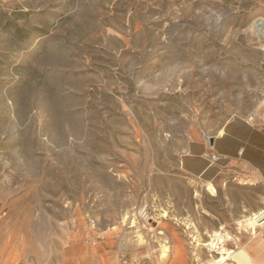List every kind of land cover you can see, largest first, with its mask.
<instances>
[{
  "label": "rangeland",
  "instance_id": "1",
  "mask_svg": "<svg viewBox=\"0 0 264 264\" xmlns=\"http://www.w3.org/2000/svg\"><path fill=\"white\" fill-rule=\"evenodd\" d=\"M259 23L264 0H0V264L243 260L264 183L180 156L264 125Z\"/></svg>",
  "mask_w": 264,
  "mask_h": 264
},
{
  "label": "crops",
  "instance_id": "2",
  "mask_svg": "<svg viewBox=\"0 0 264 264\" xmlns=\"http://www.w3.org/2000/svg\"><path fill=\"white\" fill-rule=\"evenodd\" d=\"M214 138V151L220 161L211 166L204 153L208 143L204 135L190 140L181 156L180 165L192 178L211 183L234 166L248 168L254 177L264 183V125H254L241 117L230 119ZM243 260L236 264H264V239L253 238L242 251Z\"/></svg>",
  "mask_w": 264,
  "mask_h": 264
},
{
  "label": "built area",
  "instance_id": "3",
  "mask_svg": "<svg viewBox=\"0 0 264 264\" xmlns=\"http://www.w3.org/2000/svg\"><path fill=\"white\" fill-rule=\"evenodd\" d=\"M210 136L205 135V141L208 143V149L204 153L205 159L209 162L211 166L217 164L220 161V156L214 151L213 146L210 145ZM264 218V215H261L258 218V221L262 222Z\"/></svg>",
  "mask_w": 264,
  "mask_h": 264
},
{
  "label": "bare ground",
  "instance_id": "4",
  "mask_svg": "<svg viewBox=\"0 0 264 264\" xmlns=\"http://www.w3.org/2000/svg\"><path fill=\"white\" fill-rule=\"evenodd\" d=\"M258 26L261 28L260 30H263L264 29V24L263 23H259ZM252 223L249 222V225H251ZM215 237H218L219 239L218 240H223V235L219 232H216L215 233ZM215 241V240H214ZM214 241L212 243H210L209 245L211 246H214ZM232 257V253L231 252H228V251H224L222 253V256L220 259H218L216 261L217 264H227V261Z\"/></svg>",
  "mask_w": 264,
  "mask_h": 264
},
{
  "label": "water",
  "instance_id": "5",
  "mask_svg": "<svg viewBox=\"0 0 264 264\" xmlns=\"http://www.w3.org/2000/svg\"><path fill=\"white\" fill-rule=\"evenodd\" d=\"M213 144H214V138L212 137L210 138V145L213 146ZM227 264H232V263H227Z\"/></svg>",
  "mask_w": 264,
  "mask_h": 264
}]
</instances>
